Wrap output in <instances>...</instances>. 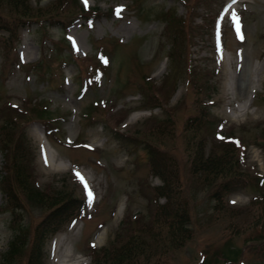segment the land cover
<instances>
[{"label":"rangeland","instance_id":"1","mask_svg":"<svg viewBox=\"0 0 264 264\" xmlns=\"http://www.w3.org/2000/svg\"><path fill=\"white\" fill-rule=\"evenodd\" d=\"M82 2L0 3V264H26L37 233L38 264H90L133 232L142 252L110 264H264V0ZM196 143L234 146L232 190L192 169ZM151 159L187 204L176 248Z\"/></svg>","mask_w":264,"mask_h":264},{"label":"trees","instance_id":"2","mask_svg":"<svg viewBox=\"0 0 264 264\" xmlns=\"http://www.w3.org/2000/svg\"><path fill=\"white\" fill-rule=\"evenodd\" d=\"M3 1L4 3L8 4L13 10L19 11L21 13H24L28 11V8L30 6L29 0H0ZM81 10L84 9V4L82 3L79 4ZM89 8V11H93L95 9V6H85ZM87 9V8H86ZM84 9L85 11H87ZM180 21V19H179ZM181 25L177 27V29H173L172 33L178 34L180 31ZM1 129H3L2 126H0ZM220 131V130H219ZM18 136L14 138V143H19L22 140V135L21 131L18 132ZM222 133V132H221ZM26 139V138H25ZM232 145V144H231ZM234 146H229L227 144L223 145V149L220 152L213 151L211 149L205 156L202 153V149H200L199 143H196V150L193 155V161L191 163L192 169H198L202 168L207 171L206 175L203 178H207L215 181L216 176L218 175L217 178H220L218 182H220L221 185L224 187L223 193H226L229 190L233 189V186L231 187L228 185V182H230V178L234 176H238L240 172H234V170L226 164L228 162V159H231L232 154L236 153L235 149L233 148ZM16 150H18V145L15 146ZM236 148V147H235ZM234 152V153H233ZM17 161L15 164V171L16 175L19 176L21 169L18 167V165L25 163L20 157L18 158V155H16ZM149 157H152L150 154ZM232 161V159H231ZM230 161V162H231ZM151 166L154 169V172L157 173L162 179L163 182L161 184H157L154 188H156L157 194L158 195H164L165 200L162 202H159L157 206L155 207V211L153 213L154 216V221L155 225H160L161 223H164L167 225L169 229V234L167 237H161V239H165L169 242L170 247L176 248L180 245L182 242V236L183 233L188 230V227L186 226L187 219L189 217V212L187 209V204L184 200H181L178 198V189L175 187L171 180V175L172 173L168 170H165V168L159 166V164L156 163L155 159H151ZM223 167V169H226L227 172L225 174H222L220 169ZM22 168V167H21ZM23 170V169H22ZM23 174L27 175L25 173V170H23ZM241 174V173H240ZM218 184V183H217ZM219 184V186H220ZM33 188H35L36 191H39L40 189L37 186H34L32 183ZM235 188V186H234ZM29 190V189H28ZM213 194L214 191L212 190ZM216 192V189H215ZM264 192V191H263ZM43 193V194H42ZM52 195V194H51ZM46 195L42 191L39 195V197H45ZM215 198L219 197V192L214 194ZM70 198V197H69ZM69 199L67 198L66 200H63L60 202L59 205H55L50 211H49V216H60L57 215L58 213L62 212L63 210L67 209H72L73 207L70 205V202L68 201ZM49 229H53L54 225L46 227ZM134 234H131V238L128 242H125L119 246H113L111 248H108L107 245H103L96 249V254L93 257L92 261L90 264H110L112 260L116 259L119 261V257L124 255V253L131 254L133 252H136L139 254L142 252V249L144 247L143 241L137 236L138 232H133ZM15 238H17L16 232L14 233ZM13 235V237H14ZM39 236V233L35 234L36 240L33 241V243L30 246V251H32V254L30 257L28 255L26 264H38L37 262V255L40 254L39 249L40 247L36 245L37 237ZM34 237V238H35ZM14 238V239H15ZM13 239V238H12ZM162 242V240H161ZM13 241L11 242V245H13ZM10 245V246H11ZM14 248H9L2 254V258H7L8 254L12 251ZM111 252V253H110ZM30 254V252H29ZM230 254V253H229ZM204 256V255H203ZM41 257V254H40ZM204 258V257H203ZM207 261H204V264H206Z\"/></svg>","mask_w":264,"mask_h":264},{"label":"bare ground","instance_id":"3","mask_svg":"<svg viewBox=\"0 0 264 264\" xmlns=\"http://www.w3.org/2000/svg\"><path fill=\"white\" fill-rule=\"evenodd\" d=\"M226 5V4H225ZM226 8V7H225ZM226 11V9H224ZM164 67V62H161L160 66H159V69L161 70L162 68ZM39 141V140H38ZM48 144V143H47ZM45 145V141L43 144H41V147H40V150H39V157H38V160H43L45 161V163H48V165L51 167V168H55L57 166H53V162H52V157L55 156V153L54 151L52 153H50L48 151V148H50L48 145ZM40 146V145H39ZM46 146L48 148H46ZM53 149V148H52ZM59 166H63V165H60ZM48 167V166H47ZM119 208H120V205H119ZM119 210V209H118ZM117 210V211H118ZM120 212V211H119Z\"/></svg>","mask_w":264,"mask_h":264},{"label":"snow or ice","instance_id":"4","mask_svg":"<svg viewBox=\"0 0 264 264\" xmlns=\"http://www.w3.org/2000/svg\"><path fill=\"white\" fill-rule=\"evenodd\" d=\"M235 2V0H234ZM85 3H86V0H85ZM233 17L234 19L236 20V31H237V35L239 36V21H238V18L235 17V14L233 13ZM77 176L79 177V173H77ZM81 179V181L83 182V178L82 177H79ZM85 188L87 189V184L85 183ZM88 197H89V200H91L92 198V193L90 191H88Z\"/></svg>","mask_w":264,"mask_h":264}]
</instances>
